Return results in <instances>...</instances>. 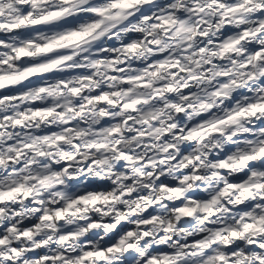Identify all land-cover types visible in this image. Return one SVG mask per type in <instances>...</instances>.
<instances>
[{
	"label": "clouds",
	"instance_id": "obj_1",
	"mask_svg": "<svg viewBox=\"0 0 264 264\" xmlns=\"http://www.w3.org/2000/svg\"><path fill=\"white\" fill-rule=\"evenodd\" d=\"M0 264H264V0H0Z\"/></svg>",
	"mask_w": 264,
	"mask_h": 264
}]
</instances>
